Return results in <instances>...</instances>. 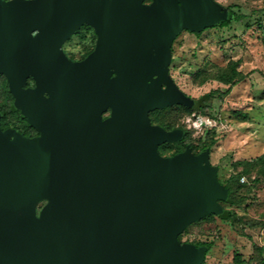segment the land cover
Segmentation results:
<instances>
[{
  "label": "water",
  "instance_id": "1",
  "mask_svg": "<svg viewBox=\"0 0 264 264\" xmlns=\"http://www.w3.org/2000/svg\"><path fill=\"white\" fill-rule=\"evenodd\" d=\"M219 15L209 0H0V73L42 132L9 140L0 130V264L201 259L203 248L181 245L177 235L226 191L205 154H159L181 131L152 124L149 111L195 108L157 76L176 33ZM82 21L95 27L96 48L71 62L59 44ZM29 73L33 90L21 88ZM38 196L49 200L39 221L15 213Z\"/></svg>",
  "mask_w": 264,
  "mask_h": 264
},
{
  "label": "rangeland",
  "instance_id": "2",
  "mask_svg": "<svg viewBox=\"0 0 264 264\" xmlns=\"http://www.w3.org/2000/svg\"><path fill=\"white\" fill-rule=\"evenodd\" d=\"M209 1L220 15L196 30L176 33L167 67L157 76L189 97L195 109L169 106L152 112L151 118L181 131L158 149L162 157L186 149L192 156L205 154V164L226 191L214 211L186 226L178 242L203 248L196 264H260L264 252L255 251L253 244L264 245V225L244 222L264 221V162L259 158L264 154V0ZM223 18L229 19L228 25H219ZM229 85L224 96L210 94ZM10 101L7 82L0 76L3 123L15 126L20 122L9 109ZM182 133H188L187 143ZM236 173L240 175L229 183L228 194L227 178ZM46 202V196H38L15 213L39 221Z\"/></svg>",
  "mask_w": 264,
  "mask_h": 264
},
{
  "label": "flooded vegetation",
  "instance_id": "3",
  "mask_svg": "<svg viewBox=\"0 0 264 264\" xmlns=\"http://www.w3.org/2000/svg\"><path fill=\"white\" fill-rule=\"evenodd\" d=\"M2 1L9 3L12 0H2ZM151 1L152 0H150V2L147 3L145 0H142L143 4L145 5H149ZM36 33L37 31H33L32 36H35ZM97 39H98V35L96 33L95 27L87 21H82L77 28H75L65 39L61 41V43L59 44V49L62 51L63 56L67 58L69 61L78 63L83 61L87 56H89L92 52H94L97 44ZM114 75L115 74L111 71V73L109 74V78L114 77ZM0 76L4 77V79L6 80L8 93L11 96L9 109L12 112L18 114V120L20 122L15 126L3 123V118H1L2 113L0 112V130L8 131L9 140H13L17 137L23 139L40 137L42 134L41 130L35 127L33 124H31L28 120V117L23 113L22 109L16 105V97L14 93L10 90V85L6 76L1 73ZM162 86L164 87L165 85L162 84ZM21 88L28 90H33L36 88V80L31 73L27 74L24 77V80L21 84ZM48 90L49 88H44L42 90V96L44 98H48L49 96ZM110 113H111V109L107 107L101 114L102 119H106L107 117H109ZM48 201L49 200L47 197L46 204L48 203ZM46 204L44 205V208ZM29 206H20V207L28 208ZM44 208L41 211V218ZM19 216H23V215H19Z\"/></svg>",
  "mask_w": 264,
  "mask_h": 264
},
{
  "label": "trees",
  "instance_id": "4",
  "mask_svg": "<svg viewBox=\"0 0 264 264\" xmlns=\"http://www.w3.org/2000/svg\"><path fill=\"white\" fill-rule=\"evenodd\" d=\"M229 22H230V21H229L228 18H226V19L223 18V19L220 20L219 25H220V26H226V25L229 24ZM232 84H233V83H232ZM231 87H232V85H229L224 91H221L220 89H214V90H212V91L210 92V94H218L219 96H224L226 93H228V92L230 91ZM169 106L181 107V108H184V109H186V110H188V111H191V110L195 109V108H190V107H188V106L185 105V104H170V105H166V106H163V107H161V108L153 109V110H151V111L149 112V116H150V120H151V122L154 123L153 120H152V118H151V113H152V112L159 111V110H163V109H165V108H168ZM0 112L2 113L1 110H0ZM236 114H238V115H240V116H242V117H246V114H245V113H236ZM3 117H4V115H3V113H2V117H1V118H3ZM155 124L162 126L165 130H169V129L166 128L165 124H162V123H159V122H156ZM172 129H173V128H172ZM181 138L183 139L184 143H187V142L189 141V135H188V133H182ZM164 143H166V142L161 143V144L158 146V149H159V148L161 147V145H163ZM259 158L264 162V154H263L261 157H259ZM239 175H240L239 173L231 174V175L227 178V182H228V183H226L225 188L227 189L228 194H229V191H230V184H229V183H230L233 179H234V180H238ZM225 201H226V200H225ZM206 214H208V213L203 214L201 217H199V218L196 219V220H202V219L206 216ZM196 220H194V221H196ZM192 222H193V221H192ZM190 223H191V222H190ZM190 223H188L187 225H189ZM244 223H245L246 225H249L250 227H254V226H258V225H259V226H263V225H264V221L246 220ZM187 225H186V226H187ZM186 226L183 228L182 231H184V229L186 228ZM182 231H181V232H182ZM181 232L178 233V235H177V239L179 238ZM253 248H254L255 251H257L258 253H262V252H264V245L253 244ZM234 260H235L236 262H242V259H240L237 255L234 256ZM260 264H264V259H262V260L260 261Z\"/></svg>",
  "mask_w": 264,
  "mask_h": 264
}]
</instances>
